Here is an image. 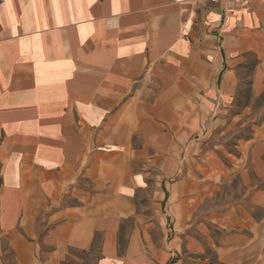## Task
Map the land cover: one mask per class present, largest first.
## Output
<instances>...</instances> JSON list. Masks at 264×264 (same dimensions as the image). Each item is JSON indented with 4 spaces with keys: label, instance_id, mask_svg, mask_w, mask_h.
<instances>
[{
    "label": "crops",
    "instance_id": "crops-1",
    "mask_svg": "<svg viewBox=\"0 0 264 264\" xmlns=\"http://www.w3.org/2000/svg\"><path fill=\"white\" fill-rule=\"evenodd\" d=\"M247 72L264 0H1L0 264H264Z\"/></svg>",
    "mask_w": 264,
    "mask_h": 264
},
{
    "label": "rangeland",
    "instance_id": "rangeland-1",
    "mask_svg": "<svg viewBox=\"0 0 264 264\" xmlns=\"http://www.w3.org/2000/svg\"><path fill=\"white\" fill-rule=\"evenodd\" d=\"M242 88L243 89L240 95V101L237 102L238 107L240 108L235 109L234 112L242 111L244 108L250 106L253 108L254 113H256L255 115L257 117L256 122H258L259 119L262 117L264 111V96L255 99L252 97V95L249 94L250 91L249 85H246ZM241 125H244V127L239 129L237 133L238 137H246V134L250 131L252 124L250 121H244V123H242ZM229 140H235V138L231 137L229 138ZM76 257L80 260V263L78 264H94L98 259V250H95L91 254L76 253ZM191 261H192L190 262L191 264H219L218 261L216 260V256L211 251L206 252V254L204 256H201L200 258H193Z\"/></svg>",
    "mask_w": 264,
    "mask_h": 264
},
{
    "label": "built area",
    "instance_id": "built-area-1",
    "mask_svg": "<svg viewBox=\"0 0 264 264\" xmlns=\"http://www.w3.org/2000/svg\"><path fill=\"white\" fill-rule=\"evenodd\" d=\"M214 2H216L217 0H212ZM227 4L231 3L233 5L239 4V5H247L250 2H252L253 0H225Z\"/></svg>",
    "mask_w": 264,
    "mask_h": 264
},
{
    "label": "trees",
    "instance_id": "trees-1",
    "mask_svg": "<svg viewBox=\"0 0 264 264\" xmlns=\"http://www.w3.org/2000/svg\"><path fill=\"white\" fill-rule=\"evenodd\" d=\"M0 1H1V0H0ZM247 74H248V75H247ZM251 74H252V72H247V73H246L247 76L245 75L246 78H245V81L242 83V85H243L242 87H244V86H246V85H249V87H250L251 82H250V79H249V78H250ZM242 89H243V88H242ZM242 89H241V91H240V95H241V93H242ZM249 89H250V88H249ZM249 94L252 95V93H251V89H250V91H249ZM252 97H253V96H252ZM238 101H240V96H239ZM237 105H238V104H237ZM219 264H220V263H219Z\"/></svg>",
    "mask_w": 264,
    "mask_h": 264
}]
</instances>
